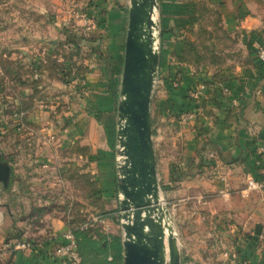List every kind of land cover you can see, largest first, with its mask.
Returning <instances> with one entry per match:
<instances>
[{
    "label": "rangeland",
    "instance_id": "rangeland-1",
    "mask_svg": "<svg viewBox=\"0 0 264 264\" xmlns=\"http://www.w3.org/2000/svg\"><path fill=\"white\" fill-rule=\"evenodd\" d=\"M191 2L194 14L175 31L173 42L181 48L172 53L177 64L167 68L173 76L161 79L156 72L150 98L159 165L185 183L161 189L162 229L173 249L165 241L160 257L165 254L162 264H172V253L178 264H251L235 237L236 225L232 230L221 219L225 206L218 190L195 182L198 177L213 183L208 175L215 165L203 151L209 146L190 144L187 151L190 126L217 106L206 102L204 92L216 86L220 93L212 96L224 97L226 88L217 79L229 60L243 53L238 34L221 15L220 1ZM129 5L130 0H0V162L17 171L16 182L25 192L22 214L28 215L19 235L38 240L70 230L93 237L117 233L124 239L117 129ZM153 16L158 71L167 46L163 40L174 25H168L169 15L159 13V6ZM113 82L119 83L117 97ZM200 85L205 91L195 98ZM188 111L192 118L178 117ZM164 114L160 142L157 125ZM111 121L113 145L106 131ZM190 156L194 160L186 164ZM193 183L198 192L184 193Z\"/></svg>",
    "mask_w": 264,
    "mask_h": 264
},
{
    "label": "crops",
    "instance_id": "crops-1",
    "mask_svg": "<svg viewBox=\"0 0 264 264\" xmlns=\"http://www.w3.org/2000/svg\"><path fill=\"white\" fill-rule=\"evenodd\" d=\"M191 1L157 0L159 13L169 15L168 25H174L170 26L171 31L163 40L167 46L157 71L161 79L168 74L173 76V72L170 73L167 68L172 63L177 64L172 53L179 52L181 48L173 42L175 31L180 30V26H187L190 21L188 16L194 14V3ZM213 1H220L221 15L230 25L229 28L235 31L233 34H238L236 42L243 57L232 61L230 59L217 79L220 87L226 88L227 93L224 97L212 96L213 93L219 92L215 89L216 86L210 91L203 90L209 97L206 102L209 104L215 102L217 106H212V110L201 114L204 116L201 123L190 126V134H187L189 146L186 148L188 151L190 144H201L200 142L209 146L207 149L203 148V151L205 157L215 165L213 169L215 174L208 175L213 183L206 182V178L200 180L198 177L195 178V182L203 183L201 185L206 186L207 190L210 187L218 190L220 196L217 197L225 206V209L220 211L221 219L227 228L236 225L235 237L239 239L240 246L248 255L250 263L264 264V194L259 190L245 189L247 177H259L263 168V161L256 152V146L264 144V63L256 56L255 49L258 46L264 47V0ZM179 89L185 90V85H180ZM166 116L167 114L162 115L161 122L157 125L159 132L155 135L160 142L164 139L166 123L162 120ZM153 148L157 179L161 188L162 185H172L171 182L174 183L173 186L185 184L181 181L182 178L178 182L174 180L175 178L170 175L172 172H168L166 167H160L154 142ZM184 159L187 161L186 164H191L194 160L193 156ZM18 176L17 171L12 169L8 183L6 185L1 183L0 187V264H63L62 258L52 249L53 236L62 232L51 238L38 240L25 234L19 235V231L23 230L20 226H23L28 214H22L26 208V196L23 187L16 182ZM191 185L192 187L183 189V192L194 196L198 191L195 190V183ZM177 190L181 193L180 188ZM20 239L34 241V247L8 248L10 244Z\"/></svg>",
    "mask_w": 264,
    "mask_h": 264
},
{
    "label": "water",
    "instance_id": "water-1",
    "mask_svg": "<svg viewBox=\"0 0 264 264\" xmlns=\"http://www.w3.org/2000/svg\"><path fill=\"white\" fill-rule=\"evenodd\" d=\"M157 8V0H130L128 10L117 129L123 159L118 179L124 232L122 264H162L160 248L165 241L173 249L162 229V188L157 179L150 124V98L158 65L156 47H150L153 30L158 37L151 14ZM9 176L10 167L0 162V182L6 185ZM172 254V264H178L177 254Z\"/></svg>",
    "mask_w": 264,
    "mask_h": 264
},
{
    "label": "built area",
    "instance_id": "built-area-1",
    "mask_svg": "<svg viewBox=\"0 0 264 264\" xmlns=\"http://www.w3.org/2000/svg\"><path fill=\"white\" fill-rule=\"evenodd\" d=\"M256 56L258 59L264 63V47L258 46L255 49ZM204 85H200L193 93V97H198L202 92ZM194 116L191 111L184 114L178 115V117H184L185 119H190ZM256 152L263 161V168L259 177L248 176L246 179L247 191L259 190L264 194V144H258L256 146ZM227 186V185H226ZM52 249L53 252L62 258L63 264H82V257L78 251V243L75 234L70 231H64L59 235L53 236ZM59 237V238H57ZM51 238V237H50ZM35 242L30 240H16L13 244H10L8 248L12 249H29L34 247Z\"/></svg>",
    "mask_w": 264,
    "mask_h": 264
},
{
    "label": "trees",
    "instance_id": "trees-1",
    "mask_svg": "<svg viewBox=\"0 0 264 264\" xmlns=\"http://www.w3.org/2000/svg\"><path fill=\"white\" fill-rule=\"evenodd\" d=\"M118 82H113L112 94L117 97ZM108 141L113 145L115 126L109 122L106 127ZM163 189L169 188L162 185ZM78 243V251L82 257V264H121L122 240L119 234L100 235L93 237L83 231L75 234ZM110 257V259H108Z\"/></svg>",
    "mask_w": 264,
    "mask_h": 264
},
{
    "label": "bare ground",
    "instance_id": "bare-ground-1",
    "mask_svg": "<svg viewBox=\"0 0 264 264\" xmlns=\"http://www.w3.org/2000/svg\"><path fill=\"white\" fill-rule=\"evenodd\" d=\"M153 14H154V12H153ZM151 16H152V14H151ZM153 18V17H152ZM150 31V30H149ZM152 42L150 43V47L152 48V49H154L153 48V42H154V40L156 41V37H155V33H154V30H153V34H152ZM155 47V46H154ZM162 247H164V249L166 250V247L165 246H162ZM164 254V253H163ZM162 255V253H161V251H160V256ZM165 255V254H164ZM164 255L162 256V257H160L161 259H163L164 258Z\"/></svg>",
    "mask_w": 264,
    "mask_h": 264
}]
</instances>
